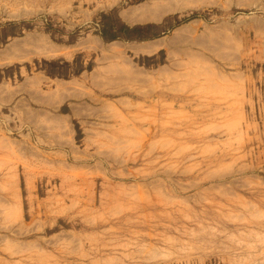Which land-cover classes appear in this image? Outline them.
Returning <instances> with one entry per match:
<instances>
[{
  "label": "rangeland",
  "instance_id": "1",
  "mask_svg": "<svg viewBox=\"0 0 264 264\" xmlns=\"http://www.w3.org/2000/svg\"><path fill=\"white\" fill-rule=\"evenodd\" d=\"M162 31L153 71L129 49ZM85 37L105 104L71 184V117L5 98ZM0 98V264H264V0H0Z\"/></svg>",
  "mask_w": 264,
  "mask_h": 264
},
{
  "label": "crops",
  "instance_id": "2",
  "mask_svg": "<svg viewBox=\"0 0 264 264\" xmlns=\"http://www.w3.org/2000/svg\"><path fill=\"white\" fill-rule=\"evenodd\" d=\"M134 24H138V22ZM168 33L170 32L166 34L165 31H162L158 38L131 45L129 51L138 61L143 60L144 64L149 61V69L155 71V61L161 55L164 56L165 62L168 61L171 59L172 49L177 45L179 46L181 36L179 37L174 32L169 35ZM75 43L71 44V80L57 84L58 80L47 74L36 73L31 76L27 70L22 69L16 77L21 76L23 80L12 85L5 98L8 99L5 101H10L15 111L19 113L32 109L33 105L37 106L41 114L48 118L57 117L58 111L62 117H71V184L91 183L90 177L93 169L91 161L86 159L85 154L75 146L76 126L88 123L87 120L90 118L100 117L103 109L97 105L102 101L98 103L95 100V97L99 98V96L91 88L92 80L87 78L91 63L89 50L92 40L85 37ZM77 57L82 58V69L79 72L74 71L77 66ZM113 58H115L114 55H110V59ZM93 96L95 97L93 98ZM3 102L4 100L0 98V106ZM103 104L105 101L100 105ZM82 155L84 156L82 157ZM28 182L32 181L28 180Z\"/></svg>",
  "mask_w": 264,
  "mask_h": 264
},
{
  "label": "trees",
  "instance_id": "3",
  "mask_svg": "<svg viewBox=\"0 0 264 264\" xmlns=\"http://www.w3.org/2000/svg\"><path fill=\"white\" fill-rule=\"evenodd\" d=\"M129 30H130V29H129ZM131 30H134V29H131ZM118 38H119V37L116 36V37H114V38H109V39H108V38H104V40L107 41V42H110V41H114V40H116V39H118ZM127 39H128V38H127ZM131 39H132V38H130L129 40H131ZM145 39H146V38H143V37L139 38V40H141V41H142V40H145Z\"/></svg>",
  "mask_w": 264,
  "mask_h": 264
},
{
  "label": "bare ground",
  "instance_id": "4",
  "mask_svg": "<svg viewBox=\"0 0 264 264\" xmlns=\"http://www.w3.org/2000/svg\"><path fill=\"white\" fill-rule=\"evenodd\" d=\"M53 52V51H52ZM46 55V54H45ZM50 55V54H49ZM54 55V54H53ZM55 55L57 56V54L55 53ZM52 56V55H51ZM45 57V56H44ZM47 57V56H46ZM48 57H50V56H48Z\"/></svg>",
  "mask_w": 264,
  "mask_h": 264
}]
</instances>
